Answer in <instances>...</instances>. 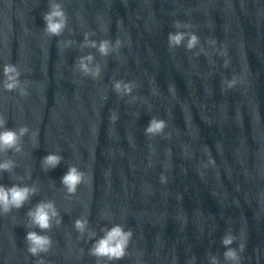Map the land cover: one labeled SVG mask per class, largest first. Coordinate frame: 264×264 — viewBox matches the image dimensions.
I'll return each instance as SVG.
<instances>
[{
  "label": "water",
  "instance_id": "water-1",
  "mask_svg": "<svg viewBox=\"0 0 264 264\" xmlns=\"http://www.w3.org/2000/svg\"><path fill=\"white\" fill-rule=\"evenodd\" d=\"M56 2L68 17L60 36L44 31L49 0H0V116L29 128L21 152H0L15 162L0 184L37 187L22 208L0 213V264H231L228 233V247L245 245L240 264H264V0ZM86 32L121 47L108 56L81 48ZM170 32L186 33L176 48ZM193 33L199 43L188 50ZM89 54L98 78L76 67ZM5 63L21 71L27 95L3 88ZM116 80L135 86L120 95ZM153 116L167 126L149 136ZM50 152L63 159L45 171ZM72 165L86 177L69 196L61 178ZM49 199L63 219L42 231L27 212ZM83 216L81 235L74 221ZM115 224L133 233L126 255H91ZM33 230L52 238L48 252L27 251Z\"/></svg>",
  "mask_w": 264,
  "mask_h": 264
},
{
  "label": "clouds",
  "instance_id": "clouds-1",
  "mask_svg": "<svg viewBox=\"0 0 264 264\" xmlns=\"http://www.w3.org/2000/svg\"><path fill=\"white\" fill-rule=\"evenodd\" d=\"M43 20L45 21L44 31L49 36H60L65 30L68 17L62 7L61 3L56 2V0H49V10L43 13ZM188 26V25H184ZM175 27H181V22L176 21ZM92 33L86 32L84 34V41L81 44L83 47H93L97 48L102 56H108L112 51H118L121 47V41L117 39L113 45L110 40L104 39L100 40L99 43L94 40H89L88 37ZM186 33L184 32H170L168 34V43L170 48L178 47L185 38ZM199 43V37L196 34H191L188 38L187 49L191 50ZM209 43L215 44L214 39L209 40ZM72 44L71 40L65 41L64 45L69 46ZM93 57L91 54L88 56H81L77 60L76 67L80 72L86 76H91L93 78H98L101 73L99 65L95 67H90ZM228 61H225V66H227ZM3 88L6 91L19 90L21 95H27L25 87L21 86V71L13 63H5L3 65ZM27 84V81L23 82ZM227 87L232 88L236 85L237 80L233 77L231 80L226 81ZM134 82L124 83L120 80H116L113 84L114 90L120 94L125 95L131 92L132 87H134ZM111 119L115 121L117 116L113 114ZM167 126V122L164 119L157 118L153 116L149 121L147 127L145 128V133L149 136H155L157 134L163 133ZM29 132V128L24 125L20 126L18 129L8 128L7 121L3 116H0V152H21L22 151V138ZM32 136L36 137L37 132L33 131ZM63 157L59 153L50 152L44 156L41 160V165L45 171L49 169L56 168ZM209 163H214V161L209 159ZM15 167V162L11 159L4 160L0 162V172H12ZM86 173L79 169L77 166L72 165L68 168L67 172L61 178V184L63 185L66 192L71 196L75 194L77 188L80 184L85 182ZM166 179L165 177L161 178ZM37 193V187L35 185H21L12 184L11 186H5L0 184V213L7 214L13 208L20 209L24 206L30 198ZM30 223L42 231L50 229L55 220L56 225L62 223V217L60 216L59 210L53 200H41L33 208H30L27 212ZM89 221L86 216L79 217L74 221L75 229L83 235L87 230ZM94 235V233H91ZM133 233L131 229L125 230V228L120 224H115L111 228L104 230V235L93 243V246L89 249V253L97 258L106 257L108 260H119L126 255V250L129 245V241ZM236 239L231 233L226 234L222 243L226 250L223 253L225 260L230 261L231 264H240L241 257L239 252L244 250V243H240L239 251L235 248L228 247ZM25 242L27 244V251L33 256H38L40 253H46L50 250L52 246V238L47 234H42V232L28 231L25 237ZM211 264H219L218 258L216 256H211ZM37 264H45L43 260L37 262Z\"/></svg>",
  "mask_w": 264,
  "mask_h": 264
}]
</instances>
